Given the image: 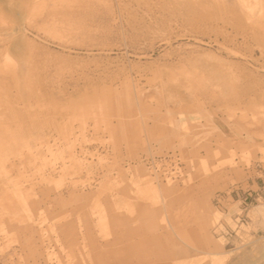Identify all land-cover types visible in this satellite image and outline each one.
<instances>
[{
    "label": "rangeland",
    "instance_id": "obj_1",
    "mask_svg": "<svg viewBox=\"0 0 264 264\" xmlns=\"http://www.w3.org/2000/svg\"><path fill=\"white\" fill-rule=\"evenodd\" d=\"M170 1L0 0V264H264V0Z\"/></svg>",
    "mask_w": 264,
    "mask_h": 264
},
{
    "label": "bare ground",
    "instance_id": "obj_2",
    "mask_svg": "<svg viewBox=\"0 0 264 264\" xmlns=\"http://www.w3.org/2000/svg\"><path fill=\"white\" fill-rule=\"evenodd\" d=\"M261 1V0H260ZM238 2L240 3V5H241V3H243L242 1H240V0H238ZM246 2V1H245ZM259 2V1H258ZM257 2V0H254V4L255 3H258ZM206 4H210L211 6H213V7H216V8H220V7H222V8H224V9H226V10H228L230 13H232L233 15H232V18L234 19V21L235 22H238L239 20H240V17H241V15H242V13H243V8H244V6H242V5H245L244 3L241 5V10H240V14H238L239 12H238V9H237V7H231L230 5H229V2H228V0H190V2H184V1H179V0H174L173 2H171L170 1V3H169V6L170 7H172V10H173V12L175 13V12H182V11H191L194 7H197V6H201V5H206ZM238 4V3H237ZM236 4V5H237ZM259 5H261V2H259L258 3ZM258 4H257V6H258ZM250 4H248L247 6H249ZM246 6V7H247ZM251 7L250 8H252V5H250ZM169 7V8H170ZM240 7V6H239ZM260 7H262V9H263V5H261V6H259V8ZM244 9H246V8H244ZM171 10V11H172ZM259 11H261V9L259 10ZM264 12V11H263ZM197 13V12H196ZM250 13V12H249ZM260 15H262L261 13H260ZM263 17V16H262ZM245 18H246V16H245ZM224 22V21H223ZM225 23V22H224ZM225 45H227V44H225ZM228 47V46H227ZM219 77H220V75H219ZM240 78L243 80V82H244V90H243V93L241 94V95H235L234 97H233V99L231 100H226V101H224V103H233V102H237V101H239L240 100V97H243V96H249V95H254V97L256 98L257 97V93H256V90H260L261 88V86L264 84H262V85H259V84H257V86L256 87H251V85H249V84H251V83H249L250 81H251V79H252V74L251 75H245V74H240ZM254 78V77H253ZM253 84V83H252ZM243 87V86H242ZM261 91V90H260Z\"/></svg>",
    "mask_w": 264,
    "mask_h": 264
}]
</instances>
